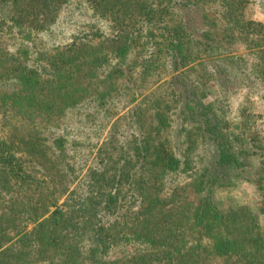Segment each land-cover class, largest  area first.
Masks as SVG:
<instances>
[{
    "label": "trees",
    "instance_id": "obj_1",
    "mask_svg": "<svg viewBox=\"0 0 264 264\" xmlns=\"http://www.w3.org/2000/svg\"><path fill=\"white\" fill-rule=\"evenodd\" d=\"M227 1L240 17L246 0ZM192 6L188 0H0V70L14 78L9 86L21 87L0 91V112L17 111L23 124L0 134V264H264L263 132L234 127L218 102L205 101L207 89L188 66L213 56L210 76L221 94L261 74L251 76L244 59L214 34L200 36ZM83 11L104 28L53 30L62 12ZM239 23V33L255 24ZM40 34L52 40L49 49L36 46ZM135 47L143 57L126 61ZM42 52H53L44 66ZM160 59L162 75L155 71ZM148 75L147 90L170 75L173 104L154 97L163 84L136 102L145 92L138 78ZM118 97L120 109L134 104L99 144L112 117L95 122L87 106L101 114ZM146 102L155 107L156 131L166 125L162 104L174 116L172 150L154 144L143 119ZM65 111L77 117L75 126L57 118ZM184 124L199 131L200 145L190 134L182 137ZM80 149L84 161L76 168L68 159ZM254 156L258 213L248 206L223 210L203 194L228 185L231 170Z\"/></svg>",
    "mask_w": 264,
    "mask_h": 264
},
{
    "label": "rangeland",
    "instance_id": "obj_2",
    "mask_svg": "<svg viewBox=\"0 0 264 264\" xmlns=\"http://www.w3.org/2000/svg\"><path fill=\"white\" fill-rule=\"evenodd\" d=\"M188 1H190L193 5V10H195L193 14L199 21L200 29L198 31L200 36H205L207 34L213 36L214 34L224 42V45L231 51L233 55L241 56L244 59L247 70L251 76L261 74V76L259 75L260 80L249 84L248 87L243 85H232L229 91L221 94L213 78L210 76V72L213 69V56H208V58L204 59L202 63L199 61L191 63L188 67H193L192 72L200 80H202L205 89H207L208 96L205 101L218 102L220 113L224 118L231 122L234 127H239L238 129H244L247 127V130L249 128L251 129L250 131L260 129L263 132L262 135H264V29L255 25L256 23L264 24L263 0H246L243 4L240 17H236L234 15L236 6L234 5L232 7L228 4L227 0ZM239 18V24H241V26H243V22L244 24L245 22H253L255 24H249L248 26L245 25L243 27L244 31L239 33V29L235 27L239 22ZM84 23H87L89 27L90 25H94L95 27L102 29L105 26V24L102 22L93 21L89 13L86 11H83L82 15H79L75 12L69 14L68 16L65 14V12H62L60 19L53 26V30L64 31L66 35L68 32L84 27ZM44 37L45 34H40L39 38L36 39V46H40L43 50H47L49 49V45L52 40ZM60 37L63 36L61 35ZM65 40L66 39L62 38L58 42L62 43ZM26 44L28 45V43H25V45ZM41 55V64L44 66L47 64V62H49L50 58L48 56L53 55V52H42ZM142 57V55L138 54L137 48L135 47L128 54L126 61H131L133 59L140 60ZM162 61L163 59H160V61L157 62L159 64V68L155 70L160 72L161 75L165 71L161 68ZM197 63L201 64L197 65ZM2 72L3 70H0V91L9 92V94L20 91L21 87L14 86L13 84L12 86L8 85L12 80H14V78L10 76L11 81L7 80L6 74ZM169 78L170 75L166 76L149 90L147 89L150 86V83L153 81V78L149 75L145 78H138V82H141V85H143L145 88V92L143 91L144 94L141 95L136 102L142 100L159 84H163L155 93L154 97H161V99H164V103L167 101L168 105L171 103L173 104L171 92L169 88H167L166 83ZM249 80L252 81L253 78L251 77ZM116 100H119L120 102L116 101L112 104H109V107H104V113L102 112L101 114L97 111L93 112L92 107L87 106L86 110L90 113V117L93 118L95 122H98L99 120L104 122V117L105 119L112 117L103 132L102 138H100L101 140L99 144L105 139L109 129L117 119L120 118L121 122H126V112L134 104L132 103L131 105L120 109L121 105L124 103V99L118 97ZM162 107L160 112L161 114L165 115L167 120H165L166 125L163 124L159 126V131H156L155 129V107L151 109L149 102H146L144 105L145 114L143 119L144 121L146 120V126L154 136V144L161 145V147H158L157 149L166 148L168 150H172V138L174 134L173 130L174 126H176V121L174 116L169 113L168 108L164 109ZM3 109L4 107H2L0 112V134L9 133L11 130L10 127L12 128L13 126L19 129L23 124L20 123L21 116L18 115V112L14 110L10 112L8 111L9 114L6 116L3 114ZM57 118L60 120V122L67 121L72 126H75L77 117L71 116L70 113L65 111ZM34 120L35 122H40L38 117H34ZM183 129L184 130L181 133L182 137L190 134L192 141L195 144L198 145L201 143L200 133L198 130L193 127H189L186 124L183 125ZM15 133L18 135V130ZM98 148L99 146L95 147L94 154H91L87 164L82 167L81 173L77 176V178H75L76 180L71 184V188L76 186L78 180L86 172L91 162V158L94 157ZM194 151L196 152V147ZM55 156L58 157L57 151H55ZM83 161L84 156L81 149L68 159V162L74 163L76 168H79V163H82ZM258 167V158L255 156L251 157L248 165L242 168H233L231 170V181L228 185L220 187L213 185L208 186L209 189H207L203 194H209L217 206L223 210L239 206H248L258 213V208L262 201L260 190L258 189V186L255 182L256 170ZM62 200H60V202ZM258 218L260 226L262 229H264V214H259Z\"/></svg>",
    "mask_w": 264,
    "mask_h": 264
}]
</instances>
